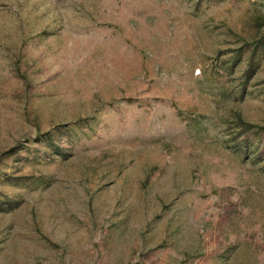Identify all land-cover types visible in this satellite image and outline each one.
<instances>
[{
	"label": "rangeland",
	"instance_id": "374dc122",
	"mask_svg": "<svg viewBox=\"0 0 264 264\" xmlns=\"http://www.w3.org/2000/svg\"><path fill=\"white\" fill-rule=\"evenodd\" d=\"M262 36L264 0H0V264H264Z\"/></svg>",
	"mask_w": 264,
	"mask_h": 264
},
{
	"label": "trees",
	"instance_id": "16d2710c",
	"mask_svg": "<svg viewBox=\"0 0 264 264\" xmlns=\"http://www.w3.org/2000/svg\"><path fill=\"white\" fill-rule=\"evenodd\" d=\"M255 43V46L252 47L251 45L249 49L252 64H257L259 54L264 51V36L259 37ZM87 124L88 121L74 124H58L54 126L52 130H47L38 134L33 143H29L24 147L23 151L18 152L17 150L11 149V151L6 152V154L12 155L15 162L19 161L22 164L38 162L41 159L53 160L57 157L65 159L75 152L76 146L80 142V135L84 134L81 127H83V125L87 126ZM262 134V131L255 132L248 138H244V134H242V138L235 142L234 145L238 150H241L245 156L252 153V155H254V160L262 158L264 157V138H262L264 135ZM18 172L20 171L15 170L8 172L0 169V181L4 180L16 184H24L26 177L20 175ZM11 206V201H7V204L3 205V201L0 200V211L7 210Z\"/></svg>",
	"mask_w": 264,
	"mask_h": 264
}]
</instances>
